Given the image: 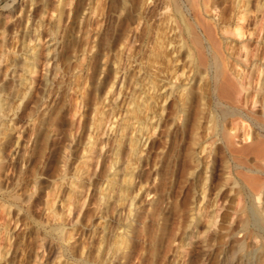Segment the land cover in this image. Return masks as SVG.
<instances>
[{"label": "rangeland", "instance_id": "1", "mask_svg": "<svg viewBox=\"0 0 264 264\" xmlns=\"http://www.w3.org/2000/svg\"><path fill=\"white\" fill-rule=\"evenodd\" d=\"M135 1L106 0L102 18L98 14L102 26L96 29L93 21L86 38L84 17L95 0H0V87L16 90L10 101L19 115L12 119L17 130L12 140L19 134L18 144L6 147L2 174L11 185L5 198L19 199L8 205L9 213L0 210V264H242L253 249V262L264 264V193L248 187L236 158L214 141L209 156L191 161L187 149L199 151L211 138L202 144L183 138L186 111L173 98L159 102L168 113L163 110L153 133L132 117L130 76L148 46L138 42L135 56L128 58L131 46L116 41L118 27L127 22L131 2L129 25L136 30L150 13L156 23L174 10L170 0ZM86 42L92 46L88 58L83 57ZM176 49L184 55L179 44ZM115 54L124 67L112 62ZM93 56L98 57L95 69L88 63ZM195 78L183 82L194 85ZM206 95V102L213 100ZM206 115L201 133L209 124ZM135 127L146 139L139 150L129 145V137L139 133ZM235 132L239 139L242 130ZM254 132L259 138L264 130L255 127ZM131 149L135 156H128ZM252 156L242 158L250 162ZM105 190L110 195L102 198ZM213 212L215 221L209 224ZM2 214L16 217L15 226Z\"/></svg>", "mask_w": 264, "mask_h": 264}, {"label": "bare ground", "instance_id": "2", "mask_svg": "<svg viewBox=\"0 0 264 264\" xmlns=\"http://www.w3.org/2000/svg\"><path fill=\"white\" fill-rule=\"evenodd\" d=\"M170 1L173 3L174 10L160 15L156 23H154L152 13H150L143 19L144 25L138 28L139 32L134 28L135 26L129 25L132 18V16L130 18L129 15L132 2L129 6L127 4L129 8L125 13L127 22L125 23V20L124 24L118 27V32L120 34L116 36V41L123 45L128 43L129 46L132 47H130L128 54L126 53L128 58H133V56H135L136 53L134 50L132 52V49H135V45L140 42L142 43L144 41L146 47L148 46L149 48L144 51L142 65L137 66L136 70H134L133 73L131 72L132 75L130 76L131 83L129 87L132 90L130 102L133 104V109L131 108L132 117L138 120V123L142 124L141 127H148L146 130H149V132L152 130L151 133H153L163 116H165L163 110L165 109V112H167V105L164 106L159 102L165 101L167 98L170 100L173 98L174 101L177 102V105L180 104V110L186 111V115L182 122L183 138H188L189 142L192 144H202V142L206 140V136L211 138L207 142L208 145L203 144V148L201 147L199 151L190 148L187 149L185 155H187L191 161L197 160L198 162L200 159L210 155L211 143L217 141L218 144L236 158L238 172L244 177L248 187L256 193H260L259 191L264 193L263 175L257 173H264V133H260L259 138L254 137L255 127L264 130V0ZM105 3L106 0H95V2L88 7V13L90 14L84 17V25H86V31L84 32H86V38L91 37L90 30L93 21L96 29L100 28L101 21L98 18V14H102V18ZM92 14H95L93 16L94 19H92ZM98 21L99 23H97ZM96 24L99 26L97 25V27ZM129 31L132 35L134 34L133 37H128ZM175 36L178 38H175ZM93 37L92 35V38ZM14 40L15 43L16 39ZM89 41L90 40H88V42ZM175 41L177 45L179 44V49L183 48L185 51V53H183L184 55H181V57L180 53L182 52L179 53L176 51L178 49H176L177 45L174 43ZM88 42L85 43L86 54H83V57L86 55V58L90 57L88 52L90 50L89 48L92 47ZM116 51L119 52L121 50L119 49ZM175 52L177 53L173 55L172 53ZM142 53L143 52H141V54ZM169 54H171L170 60L167 58ZM185 57H188V59L185 60ZM97 59L98 57L93 56L92 61L87 60L90 65L92 63L94 69L97 64ZM17 60L18 57H16V63L18 62ZM118 60L119 56H116L112 62L115 61L118 65L123 59H121V61ZM127 63L128 62H126V66L131 65L130 61V64L127 65ZM19 64L20 63H18V66ZM87 65L88 64H86V66ZM121 65L124 67L122 62ZM117 70L116 68L114 72L116 73ZM14 72H16V74L18 73L17 71ZM16 74L14 73L15 76H17ZM167 76H169V78L166 80ZM191 77H196L194 85H187L183 82L185 79L189 80ZM113 82V80L111 83L109 82L110 84H108L107 91L111 88ZM166 85L167 88H165ZM179 85L180 87L176 89ZM13 89L7 91L4 86L0 87V91L4 90L7 93L3 96L0 95V125H2L0 126V210L4 211L3 214L9 213L10 209L8 205H10L11 202L15 204L14 202L16 199H19L17 195L14 194L5 198V194L10 191L11 185L7 177L5 178H7L8 181L4 182V180H2L3 171L7 167L5 163L6 159L4 158L6 147L12 144L17 145V138L19 136V134H17L15 139L12 140V135L14 136L15 133H12V130H16V123H14V121L12 122V119L19 116L17 115V105H14L15 102L12 103L10 101L16 94V90ZM206 92L213 97L212 101L209 99L211 101H209L210 103L205 100ZM41 101H43V99ZM195 103H197V106ZM26 105L27 104H25V106ZM158 105L160 106L159 108H161L160 110ZM257 106L258 108L260 107V112H257L259 109L257 111L254 110V107ZM10 110H12V112ZM128 111L130 112V110ZM205 115L208 117L207 121L209 124H207L204 133H201L200 122ZM155 116V124L153 125L152 118ZM93 121L96 120L94 119ZM239 128L242 130V136L238 139L236 138L237 134L235 130ZM137 130L136 131L139 132L138 135H131L129 137V145L139 150L140 145H143L146 139L144 138L141 140L144 134L142 128H137ZM167 135L172 136L170 131L167 132ZM173 137H171V139ZM151 141H148L147 147L152 146V143L150 144ZM15 151L14 148L13 152L15 153ZM203 151L204 153L201 155L200 153ZM135 153L136 151L133 152V149H131L130 153L128 152V156L129 154L135 156ZM248 153L253 154V161L248 162L247 159L242 158ZM117 154L118 152H115V159L111 160L112 164L117 160ZM16 156H18V151L14 157ZM130 158H132V156H130ZM197 162L195 164H197ZM204 165L206 170L209 167V163L207 162V164L205 163ZM240 167H247L248 170L244 171L240 169ZM200 188L201 197L203 198L206 190L205 182ZM106 189H109L108 186ZM151 189L156 191L155 187ZM119 191H121V189ZM149 192L150 190L147 191V193ZM109 195L108 192L102 193V198L108 197ZM7 202L9 204H5ZM262 203H264V200ZM18 208H20V206H18ZM200 208L201 206L196 208L197 217L201 215ZM3 214L2 216L4 218L5 214ZM48 217H50V215ZM210 217L211 221L209 224L215 221L216 213L213 212V215ZM11 218L12 217L9 215L3 220L5 221L7 219L10 222ZM7 220L5 222H7ZM12 220L11 223H14L15 226L17 218H12ZM9 222H7V224ZM11 223L10 225H12ZM54 227L56 228V226ZM193 232L194 230L190 233ZM67 234L66 236L68 237L72 235V232H68ZM6 244L8 245V243ZM118 246L115 248L112 247L114 251L119 248ZM5 248L6 247H4V249ZM255 252L256 249H253L244 254L242 264H255L253 262V254ZM111 253L112 252H110V254ZM199 264H203V260L200 261Z\"/></svg>", "mask_w": 264, "mask_h": 264}]
</instances>
